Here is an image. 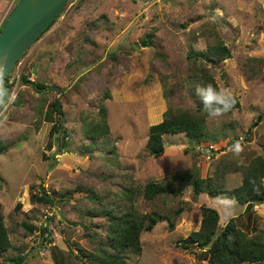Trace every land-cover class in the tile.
Returning <instances> with one entry per match:
<instances>
[{
	"label": "rangeland",
	"instance_id": "obj_1",
	"mask_svg": "<svg viewBox=\"0 0 264 264\" xmlns=\"http://www.w3.org/2000/svg\"><path fill=\"white\" fill-rule=\"evenodd\" d=\"M17 2L0 0V28ZM53 22L18 62L17 98L0 112V142L8 146L0 155V204L15 249L9 255L24 256L25 264H89L79 249L94 253L108 225L89 211L133 208L173 217L183 208L175 230L160 222L144 233L142 253H127V264H209L205 254L185 252L177 241L200 230L203 206L216 209L226 225L218 199L182 184L180 197L147 201L142 192L149 182L166 183L177 173L233 189L242 184L245 167L264 156V0H69ZM218 43L232 57L212 72L220 88L239 98L240 109L207 118L216 142L195 145L185 134H166L164 155L152 157L149 128L170 107L195 106L188 51ZM23 76L50 90L36 93L22 84ZM57 100L63 115L50 108ZM101 106L111 133L96 143L92 157L81 156V146L90 143L85 124L99 118ZM59 122L61 133L51 137ZM64 133L72 147L54 156L55 139L62 142ZM236 143L243 149L239 155L232 151ZM44 192L54 206L33 200ZM245 209L237 204L232 218L252 235L264 224V205L250 214ZM4 256L0 264H7Z\"/></svg>",
	"mask_w": 264,
	"mask_h": 264
},
{
	"label": "trees",
	"instance_id": "obj_2",
	"mask_svg": "<svg viewBox=\"0 0 264 264\" xmlns=\"http://www.w3.org/2000/svg\"><path fill=\"white\" fill-rule=\"evenodd\" d=\"M4 24L0 28V32ZM51 25L45 32L49 30ZM187 57L192 61L188 84L193 89L195 106L193 108L170 107L164 114L163 121L149 128L146 148L154 158L164 155L166 150L164 135L166 134H185L195 145L217 141L208 135L206 122L210 116L204 110L195 89L197 86H204L209 83L214 87L220 88L212 69L217 64L230 59L232 53L225 44L218 43L209 46L205 51H197L191 47ZM6 83L10 94L8 78ZM22 84L32 87L38 94L50 90V87L44 83L31 81L26 76L22 77ZM234 98V107L226 114L240 109L239 98L236 96ZM50 108H54L63 115L59 100L51 104ZM61 125L62 122H59L58 125L53 126L50 133L51 137L61 131ZM110 133L108 112L105 106H101L99 108V118L85 124L84 137L90 143L83 144L79 154L84 157H92L96 150V143L102 138L109 136ZM64 134L66 135L62 136V142L55 139L58 152L54 156L60 154L62 150L72 147L71 142L68 141L69 136H67V133ZM227 144L229 145L230 141ZM7 147L6 144L0 142V155L5 153ZM54 156L51 159L55 161L53 165H56ZM244 172L242 184L233 189H226L223 185L213 182L211 178L204 179L190 173H177L172 175L166 183L149 182L144 186L142 194L147 201H153L166 195L180 197L182 196V191L177 188V184H182L191 187L197 195L207 194L216 199L219 197L233 198L237 204L246 206L245 212L250 214L257 205H264V156L254 158L245 167ZM94 197H91V199L95 200L96 197ZM33 200L45 205H55V199L46 192L41 195L34 194ZM21 208L22 204H17L16 211H20ZM182 212L183 208H179L174 216L170 217L160 214L141 215L134 211L133 208L127 209L121 214H117L111 208L106 207L95 212L89 211L88 213L92 216L104 217L108 222L106 240L102 242L94 253H88L82 249H79V251L82 252L83 257L89 264H127V253L131 252L136 255L142 253L141 238L144 233L151 232L160 222H167L169 229L171 231L175 230L178 218ZM89 214H86V216H89ZM201 215L200 230L192 232L187 238L177 241V246L181 250L196 254L198 258L203 253L207 257L209 264H264V224L263 226L257 225L254 227L252 235H248L238 225L237 218H232L225 226H221L220 214L214 208L203 206ZM25 228L31 233L36 231L34 226L25 224ZM43 234H47L46 229L43 230ZM12 251H15V249L9 230L5 226L0 204V257L5 255L2 258L5 259L7 264H25L26 258L21 255H9ZM55 259L57 260L56 256ZM78 261H82L81 258H78ZM57 264H60V262L57 261Z\"/></svg>",
	"mask_w": 264,
	"mask_h": 264
},
{
	"label": "water",
	"instance_id": "obj_3",
	"mask_svg": "<svg viewBox=\"0 0 264 264\" xmlns=\"http://www.w3.org/2000/svg\"><path fill=\"white\" fill-rule=\"evenodd\" d=\"M68 1L19 0L17 2L0 32V65L5 67L2 79L7 90L8 76L21 58L62 13ZM35 73L36 68L33 70V74ZM60 133L61 131H59ZM250 133L251 130L248 134ZM58 141L60 142L59 139Z\"/></svg>",
	"mask_w": 264,
	"mask_h": 264
},
{
	"label": "clouds",
	"instance_id": "obj_4",
	"mask_svg": "<svg viewBox=\"0 0 264 264\" xmlns=\"http://www.w3.org/2000/svg\"><path fill=\"white\" fill-rule=\"evenodd\" d=\"M4 65H0V112L6 111L11 102V96L3 84ZM196 95L200 98L204 110L210 117H218L229 112L235 104V98L228 88H217L211 83L197 86ZM232 151L239 155L243 149L240 143L233 145ZM218 204L222 209L223 219L227 223L235 214L237 202L233 198L219 197Z\"/></svg>",
	"mask_w": 264,
	"mask_h": 264
},
{
	"label": "built area",
	"instance_id": "obj_5",
	"mask_svg": "<svg viewBox=\"0 0 264 264\" xmlns=\"http://www.w3.org/2000/svg\"><path fill=\"white\" fill-rule=\"evenodd\" d=\"M16 68V67H15ZM21 80V73L19 72H14V70L12 71V73L8 76V84L10 85V96H11V102L10 105L14 103V101L17 98V88L19 87V83ZM9 90V89H8ZM213 149V147H212ZM214 150V149H213ZM212 151V150H211ZM47 215L45 216V219H47Z\"/></svg>",
	"mask_w": 264,
	"mask_h": 264
}]
</instances>
